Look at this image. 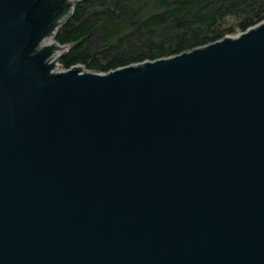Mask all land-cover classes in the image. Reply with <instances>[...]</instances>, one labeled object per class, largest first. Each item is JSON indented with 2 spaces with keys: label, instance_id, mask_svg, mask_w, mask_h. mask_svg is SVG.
Returning a JSON list of instances; mask_svg holds the SVG:
<instances>
[{
  "label": "water",
  "instance_id": "water-1",
  "mask_svg": "<svg viewBox=\"0 0 264 264\" xmlns=\"http://www.w3.org/2000/svg\"><path fill=\"white\" fill-rule=\"evenodd\" d=\"M47 1L0 0V264H264V20L57 71Z\"/></svg>",
  "mask_w": 264,
  "mask_h": 264
},
{
  "label": "trees",
  "instance_id": "trees-1",
  "mask_svg": "<svg viewBox=\"0 0 264 264\" xmlns=\"http://www.w3.org/2000/svg\"><path fill=\"white\" fill-rule=\"evenodd\" d=\"M47 5L51 11L49 28L59 26L56 42L68 46L60 58L63 67L81 63L96 72L179 54L264 20V0H77L76 4L48 0ZM69 10L72 15L59 24ZM227 16L236 17V23L223 26ZM158 28L164 29L170 44L159 39L139 55L119 52L129 42L131 31L157 37ZM95 31L100 37L93 45Z\"/></svg>",
  "mask_w": 264,
  "mask_h": 264
},
{
  "label": "rangeland",
  "instance_id": "rangeland-1",
  "mask_svg": "<svg viewBox=\"0 0 264 264\" xmlns=\"http://www.w3.org/2000/svg\"><path fill=\"white\" fill-rule=\"evenodd\" d=\"M76 3H77V1L74 2V4H76ZM72 10L74 11V8ZM70 15H72V12ZM235 18L236 17H234V16H227L226 20L223 22V26H229V25L235 24L236 23ZM131 32L132 33L129 36V42L125 43L124 48L119 51L123 56L139 55L142 51H146L150 47L154 46L156 44V41L157 40L159 41V39H163L164 43L170 44V39L168 38V35L165 33L164 29H162V28H158L157 37H151L148 33L144 32V31L138 32L137 30H135V31H131ZM240 32H242V30L237 29L235 32L227 33L226 35H235V34H238ZM53 37L54 36L46 39L47 40L46 44L47 43L51 44L54 40ZM99 37H100V33L98 31H95V34L92 35L93 45H96L98 43ZM136 46H140V49L137 50ZM117 55L119 56L118 52H117ZM100 57L104 58L102 54H100ZM102 62H104V61L102 60ZM140 62H143V61H140ZM140 62H133V64L140 63ZM78 64L82 65L81 63H78ZM83 66L85 67L84 64H83ZM85 68L88 69L87 67H85Z\"/></svg>",
  "mask_w": 264,
  "mask_h": 264
},
{
  "label": "built area",
  "instance_id": "built-area-1",
  "mask_svg": "<svg viewBox=\"0 0 264 264\" xmlns=\"http://www.w3.org/2000/svg\"><path fill=\"white\" fill-rule=\"evenodd\" d=\"M53 41H56L55 40V38L53 37ZM45 43L47 42V40H45L44 41ZM58 43V42H57ZM58 45H60V46H64V45H62V44H59L58 43ZM67 48H68V46H65L64 48H62V49H57V51L55 52L56 54L51 58V60H55L60 54H62L65 50H67ZM60 58H61V56L56 60V64H61V62H60ZM75 65H79V64H75ZM72 66H74V65H72ZM71 66V67H72ZM60 66L59 65H57L56 66V68H59ZM71 67H69V68H71ZM56 68H55V70H56ZM69 68H65V67H63V65L61 64V67L57 70V71H63V70H67V69H69ZM84 70H86V71H91V70H89V69H86L85 67H84Z\"/></svg>",
  "mask_w": 264,
  "mask_h": 264
}]
</instances>
